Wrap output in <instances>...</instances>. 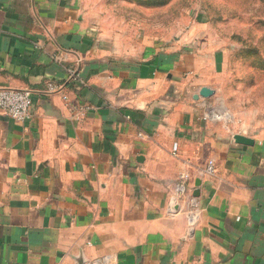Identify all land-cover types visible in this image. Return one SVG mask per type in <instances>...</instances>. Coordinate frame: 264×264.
<instances>
[{
  "label": "crops",
  "instance_id": "1",
  "mask_svg": "<svg viewBox=\"0 0 264 264\" xmlns=\"http://www.w3.org/2000/svg\"><path fill=\"white\" fill-rule=\"evenodd\" d=\"M236 1L218 66L121 45L162 0H0V89L32 100L0 109V264H264V8Z\"/></svg>",
  "mask_w": 264,
  "mask_h": 264
},
{
  "label": "rangeland",
  "instance_id": "2",
  "mask_svg": "<svg viewBox=\"0 0 264 264\" xmlns=\"http://www.w3.org/2000/svg\"><path fill=\"white\" fill-rule=\"evenodd\" d=\"M230 1H232L231 4ZM253 1L256 0H244V13L251 14V10L249 12L248 9H251ZM260 1L261 4L263 3L264 8V0ZM238 2H243V0ZM162 3L163 5L158 6V8L132 11L133 14H136L133 17H141L140 19L145 20L144 24L147 22L146 26H133L131 31L133 40L121 43L124 46L125 44L130 45L133 57L141 56V60L148 59L147 61H151L157 58L152 56L171 55L172 51L178 49H180V54L183 55L186 52L185 49H192V55H200L201 58H198L200 64L210 60L203 57L206 54L209 55V53L213 55V64L218 66L226 64L225 60L223 61L219 56L221 49H225L220 35L222 34L221 37H225L227 29L224 26L227 27L231 23L228 22L220 28L218 25L222 23L223 19L230 18L232 15L235 16L237 10L236 0H162ZM116 13L122 17L125 11L118 10ZM260 14L264 16V10ZM204 20H210L217 26V35L214 31L212 35L204 36V28L210 27V24H204ZM232 23L234 25L235 21L233 20ZM193 28L196 29L195 32H193ZM260 29V34H263L264 26H261ZM143 31L145 34H142ZM155 38L158 41H152ZM193 59L190 60L191 65ZM249 60V58H231L232 64H236V61H238L243 65H248L249 62L247 61ZM254 61L259 66H264V57L257 56Z\"/></svg>",
  "mask_w": 264,
  "mask_h": 264
},
{
  "label": "built area",
  "instance_id": "3",
  "mask_svg": "<svg viewBox=\"0 0 264 264\" xmlns=\"http://www.w3.org/2000/svg\"><path fill=\"white\" fill-rule=\"evenodd\" d=\"M67 81L76 87L79 92V98L73 99L68 95H63V101L66 107L73 113V116L80 119L81 114L90 109L91 103L87 99V90L85 82L82 78L80 71L76 68H70L67 70ZM51 90H55V86H50ZM32 100L31 97L19 90L0 89V109L7 113L13 120L18 122H26L30 119V108ZM209 171H212L210 168ZM189 179V176H185ZM181 193L186 194L188 192L186 186L180 187ZM191 209L198 207V202L195 197L190 199Z\"/></svg>",
  "mask_w": 264,
  "mask_h": 264
},
{
  "label": "water",
  "instance_id": "4",
  "mask_svg": "<svg viewBox=\"0 0 264 264\" xmlns=\"http://www.w3.org/2000/svg\"><path fill=\"white\" fill-rule=\"evenodd\" d=\"M199 185H200V183L198 182V183H197V186H199ZM195 195L197 196V195H198V193H197V194H195Z\"/></svg>",
  "mask_w": 264,
  "mask_h": 264
}]
</instances>
